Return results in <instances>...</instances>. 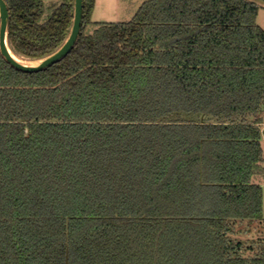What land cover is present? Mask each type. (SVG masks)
Listing matches in <instances>:
<instances>
[{
  "label": "trees",
  "instance_id": "trees-1",
  "mask_svg": "<svg viewBox=\"0 0 264 264\" xmlns=\"http://www.w3.org/2000/svg\"><path fill=\"white\" fill-rule=\"evenodd\" d=\"M33 61L74 0H5ZM264 0H148L26 73L0 54V264H264Z\"/></svg>",
  "mask_w": 264,
  "mask_h": 264
},
{
  "label": "water",
  "instance_id": "water-1",
  "mask_svg": "<svg viewBox=\"0 0 264 264\" xmlns=\"http://www.w3.org/2000/svg\"><path fill=\"white\" fill-rule=\"evenodd\" d=\"M10 20V12L5 0H0V54L5 59V61L11 65L13 68L26 72L34 73L43 71L50 68L54 64L62 61L74 48L79 38L83 20V0H74V13H73V23L71 27L70 34L66 39L65 43L54 53L38 59V60H25L33 62L34 65H26L14 58V53L10 49L8 42V27Z\"/></svg>",
  "mask_w": 264,
  "mask_h": 264
},
{
  "label": "rangeland",
  "instance_id": "rangeland-1",
  "mask_svg": "<svg viewBox=\"0 0 264 264\" xmlns=\"http://www.w3.org/2000/svg\"><path fill=\"white\" fill-rule=\"evenodd\" d=\"M148 0H96L95 8L92 14V25H90L86 32L90 33L95 28V23H120L129 22L137 13L141 5ZM62 0H44L46 15L51 12L54 5L61 4ZM259 12L257 17V25L264 30V3L258 2ZM264 131V124L261 125ZM262 147L264 150V135L262 137ZM258 183L263 191V219H264V179H259ZM259 237H264L263 234L256 232H249L248 234L241 235L242 240L255 241Z\"/></svg>",
  "mask_w": 264,
  "mask_h": 264
},
{
  "label": "bare ground",
  "instance_id": "bare-ground-1",
  "mask_svg": "<svg viewBox=\"0 0 264 264\" xmlns=\"http://www.w3.org/2000/svg\"><path fill=\"white\" fill-rule=\"evenodd\" d=\"M14 58H15L17 61H19V62H21V63H23V64H26V65H34L33 62L25 61V60H23L22 58L18 57V56L15 55V54H14Z\"/></svg>",
  "mask_w": 264,
  "mask_h": 264
}]
</instances>
